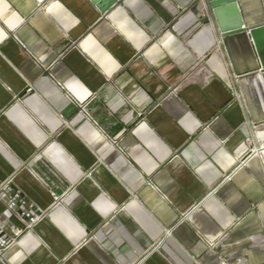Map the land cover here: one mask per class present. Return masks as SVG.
Returning a JSON list of instances; mask_svg holds the SVG:
<instances>
[{"label":"crops","instance_id":"obj_1","mask_svg":"<svg viewBox=\"0 0 264 264\" xmlns=\"http://www.w3.org/2000/svg\"><path fill=\"white\" fill-rule=\"evenodd\" d=\"M236 1L223 37L208 0H0V185L49 209L12 264H264V0Z\"/></svg>","mask_w":264,"mask_h":264},{"label":"built area","instance_id":"obj_2","mask_svg":"<svg viewBox=\"0 0 264 264\" xmlns=\"http://www.w3.org/2000/svg\"><path fill=\"white\" fill-rule=\"evenodd\" d=\"M203 69L202 65L194 67L192 73H197ZM176 86L173 89H176ZM27 90H30L28 88ZM238 97L237 92L232 93ZM262 145L258 148L251 149L246 156L240 160L242 164L247 158L253 155L262 154L260 151ZM238 165V166H239ZM54 202L51 208L57 207L62 198L53 194ZM0 200H2L6 208L11 214L19 221L21 227H14L12 234L8 235L0 221V264H12L7 258L8 250L15 245L19 236L24 232L32 231L33 228L47 215L49 209H41L33 202L27 200L18 190L12 187V178L7 179L3 184L0 185ZM214 245L211 246L213 248Z\"/></svg>","mask_w":264,"mask_h":264},{"label":"water","instance_id":"obj_3","mask_svg":"<svg viewBox=\"0 0 264 264\" xmlns=\"http://www.w3.org/2000/svg\"><path fill=\"white\" fill-rule=\"evenodd\" d=\"M101 11H106L118 0H92ZM208 8L221 36L244 32L243 19L236 0H208ZM248 34L252 40L261 67H264V25L249 28Z\"/></svg>","mask_w":264,"mask_h":264}]
</instances>
